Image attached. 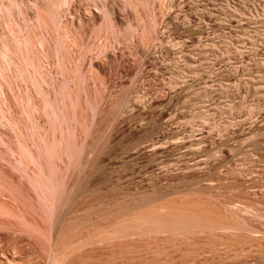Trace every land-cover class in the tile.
Segmentation results:
<instances>
[{
	"label": "rangeland",
	"instance_id": "obj_1",
	"mask_svg": "<svg viewBox=\"0 0 264 264\" xmlns=\"http://www.w3.org/2000/svg\"><path fill=\"white\" fill-rule=\"evenodd\" d=\"M0 264H264V0H0Z\"/></svg>",
	"mask_w": 264,
	"mask_h": 264
}]
</instances>
